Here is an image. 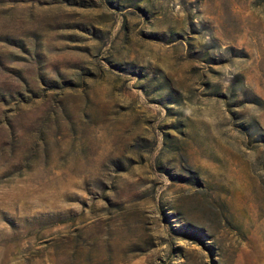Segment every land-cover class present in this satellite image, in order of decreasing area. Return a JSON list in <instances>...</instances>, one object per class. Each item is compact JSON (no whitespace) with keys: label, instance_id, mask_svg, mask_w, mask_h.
Returning <instances> with one entry per match:
<instances>
[{"label":"rangeland","instance_id":"374dc122","mask_svg":"<svg viewBox=\"0 0 264 264\" xmlns=\"http://www.w3.org/2000/svg\"><path fill=\"white\" fill-rule=\"evenodd\" d=\"M0 264H264V0H0Z\"/></svg>","mask_w":264,"mask_h":264}]
</instances>
